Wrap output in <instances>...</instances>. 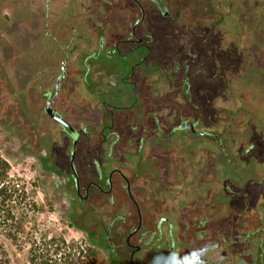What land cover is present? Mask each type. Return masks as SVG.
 Returning a JSON list of instances; mask_svg holds the SVG:
<instances>
[{"label": "flooded vegetation", "instance_id": "1", "mask_svg": "<svg viewBox=\"0 0 264 264\" xmlns=\"http://www.w3.org/2000/svg\"><path fill=\"white\" fill-rule=\"evenodd\" d=\"M263 25L264 0H0V113L108 264H264Z\"/></svg>", "mask_w": 264, "mask_h": 264}, {"label": "rangeland", "instance_id": "2", "mask_svg": "<svg viewBox=\"0 0 264 264\" xmlns=\"http://www.w3.org/2000/svg\"><path fill=\"white\" fill-rule=\"evenodd\" d=\"M237 18L239 19V17ZM262 28L264 30V25ZM232 39L235 42L231 43V49L229 50L235 55H238L240 50L236 49L235 46L238 44L239 39L235 37V34L232 35ZM233 44H235L234 49L232 48ZM262 83H264V79ZM235 87L238 86H236L234 82L231 88L234 93L238 95L239 90ZM262 90L263 84L259 89L257 85H254L241 90L245 95L243 104L247 107L246 109H251L253 117H258V115H261L263 112L264 95L259 94V92L262 93ZM257 97H259L261 103L254 109L255 107L252 100L254 99L256 103V100H258ZM223 115L225 116L226 114L223 113ZM15 129H17V127L15 126L14 118L3 116L0 113V154L10 162L12 173L19 177L21 181L28 184L32 191H34L32 198L36 201L37 206H33V209H42L38 212H34L36 219L34 218L28 222V229L32 234L30 236L32 238H22L18 244L5 238L8 247L15 254L16 264H43L35 255V253H38L42 249H47L50 256L53 259L58 258L61 264L68 263H65V260L69 254L79 260L78 264H108L105 256L98 255L97 252L93 250L81 230L69 226L68 221L62 216L59 198L55 196L54 193L49 194L48 188L43 186L39 181L34 168L33 158L31 156H24L22 150L15 149L17 146L14 133ZM260 150V154H262L261 156L264 159V145L260 144ZM238 153V150H233L232 157L240 159ZM254 153L255 156H257V152L254 151ZM262 158L260 161H263ZM261 167L264 168V165ZM260 174L261 177L257 178L256 184L259 188L264 189V170ZM243 185L244 184H241V186L231 184L229 188L234 195L247 194L249 189ZM41 206H43V208H41ZM261 227L264 228L263 223H261ZM43 236H46V238ZM49 238H54L56 242L44 245V239Z\"/></svg>", "mask_w": 264, "mask_h": 264}, {"label": "trees", "instance_id": "3", "mask_svg": "<svg viewBox=\"0 0 264 264\" xmlns=\"http://www.w3.org/2000/svg\"><path fill=\"white\" fill-rule=\"evenodd\" d=\"M33 194L30 186L12 173L10 162L0 154V264H16L15 254L8 247L6 239L18 244L22 238H32L28 222L36 219L34 212L42 210L33 209V206H37L32 198ZM54 242V238H49L44 239L43 244ZM35 255L43 264H61L58 258L53 259L50 256L47 249H42ZM78 262L71 254L65 260L67 264Z\"/></svg>", "mask_w": 264, "mask_h": 264}]
</instances>
